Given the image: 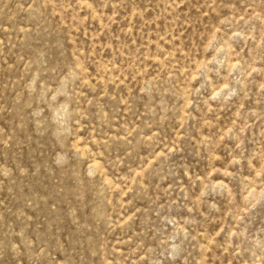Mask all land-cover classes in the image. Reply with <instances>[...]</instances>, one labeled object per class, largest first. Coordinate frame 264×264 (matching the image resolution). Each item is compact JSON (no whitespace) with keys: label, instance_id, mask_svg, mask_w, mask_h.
<instances>
[{"label":"rangeland","instance_id":"1","mask_svg":"<svg viewBox=\"0 0 264 264\" xmlns=\"http://www.w3.org/2000/svg\"><path fill=\"white\" fill-rule=\"evenodd\" d=\"M0 264H264V0H0Z\"/></svg>","mask_w":264,"mask_h":264}]
</instances>
